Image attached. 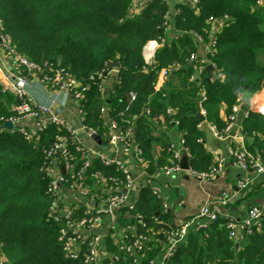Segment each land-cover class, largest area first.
<instances>
[{"label":"trees","instance_id":"obj_1","mask_svg":"<svg viewBox=\"0 0 264 264\" xmlns=\"http://www.w3.org/2000/svg\"><path fill=\"white\" fill-rule=\"evenodd\" d=\"M131 3L132 0H0V20L16 51L27 60L64 68L83 83L108 62L118 64L119 80L105 100L95 87H89L82 100V123L95 129L107 145L102 114L105 104L106 118L115 119L120 128L132 127L145 162L146 184L128 210L129 218L121 222L135 223L134 216L140 215L145 225L139 228L150 229L155 239L151 244L157 251L162 247L158 241L174 225L172 211L165 208L158 192L149 185L155 169L170 161L171 142L166 129L175 127L180 132L189 169L207 170L212 162L198 119L199 102L204 120L222 130L225 120L220 110L227 116L236 98L247 99L263 89L264 13L255 6L256 0H197L195 8L150 0L138 14L130 13ZM169 11L168 30L163 22ZM223 15L229 19L216 32L210 56L221 77H210L203 68L198 78L191 79L195 69L186 59L196 44L188 32L207 39V19ZM151 40L158 47L153 62L147 64L142 49ZM172 65L175 66L170 68ZM161 68L170 70L156 90ZM16 104L14 96L2 92L0 85V260L7 264H84L81 256L63 257L57 241L59 225L49 213L48 179L41 171L45 160L42 150L56 136L67 132L50 123L39 133L34 146L19 131L3 126L4 120L16 116ZM261 108L264 110V106ZM241 126L249 138L247 150L264 152V113L248 109ZM68 147L74 159L81 157L74 143ZM91 160L104 174L115 173L114 167L98 164V158ZM226 222L225 216L218 215L206 227L190 233L168 264H264V211L240 244L228 238ZM109 249L121 257L125 254L112 245ZM103 263L108 264L107 259Z\"/></svg>","mask_w":264,"mask_h":264},{"label":"built area","instance_id":"obj_2","mask_svg":"<svg viewBox=\"0 0 264 264\" xmlns=\"http://www.w3.org/2000/svg\"><path fill=\"white\" fill-rule=\"evenodd\" d=\"M149 1L132 0L130 13L138 14ZM164 1L169 5L177 2L191 8H195L197 3V0ZM255 6L261 8L264 13V0H256ZM170 11L164 15L163 22L164 27L168 30L170 29L168 23L171 16ZM228 19L227 15L209 16L207 39L192 31L188 32L196 44V49L190 52L186 59L187 63L193 64L195 69L190 78H194L195 74L199 75L207 65L213 67L210 77H221V73L217 71L210 56L215 49L216 32ZM152 42L156 41H148L142 49V56L147 64H151L154 59ZM0 48L8 64V70L0 65L1 91L12 94L17 100V104L13 107L16 116L4 120L11 121L13 126L11 131H19L25 140L32 142L34 146L38 143L39 133L45 130L50 123L62 126L67 132V135L56 136L52 144L42 150L45 160L41 168L48 179L46 192L50 196L49 213L53 221L59 225L57 241L61 245L64 258L75 259L81 256L84 264H104L105 259L108 264L113 262L120 264H168L176 248L186 243L190 233H195L206 227L218 215L227 218L225 226L228 230V238L231 240L236 239L237 232L245 235L250 232L253 225L259 223L264 211V204L248 207L244 216L236 220L222 210L228 202L227 192L222 191L213 203L200 205L194 215L174 223L165 231V238L158 241V245L162 246L160 250H153L151 242L155 239L150 229L142 231L139 228L145 225L140 215L134 216L135 223L121 222V219L129 218L128 210L134 204L130 196L133 178H131L128 164L122 158L125 157L134 166H138L143 175L145 169L141 149L134 141L132 127L123 129L119 127L115 119L110 117L105 119V138L107 145L112 149V153L106 155L88 144L86 139H92L91 136L97 133L95 129L82 123V100L91 86L95 87L97 94L101 93L103 89L102 76L109 62L104 69L95 76H90L83 83L64 68L56 67L49 62L38 64L27 60L14 48L1 20ZM174 66L172 65L170 68ZM170 68H161L158 78H165ZM34 74L38 75L43 85L52 88L59 94L65 93L69 96L80 120L78 128L52 113V104L59 103L58 98L50 100L47 104L36 101L28 94L27 88ZM118 80L119 78L116 79V83ZM130 95L131 98H134L133 93ZM241 102V96L236 98L231 112L225 118V126L222 130H218L214 125H209L215 137L226 139L236 136V138L243 139L242 126L237 122V117L241 112ZM260 111L264 113L263 109ZM103 112L102 108V114ZM199 113L204 114L200 102ZM245 116L246 111L243 113V117ZM235 127L237 134L232 133ZM79 134H82L83 138H78ZM69 143H74V150L81 153L80 158L74 159L75 156L68 147ZM169 150L171 152L169 164L162 168L167 175L181 171L179 161L181 156L186 154L182 140L178 144L171 142ZM229 156L241 170L250 168L257 174L264 172L263 151L251 153L243 143H240L229 148ZM92 158H98V164L102 166L114 167L115 173L104 174L94 164ZM221 170L222 161L219 159L212 163L207 170L195 172L188 168L187 172L200 179H211ZM246 183V180L239 179L236 186L243 189ZM111 245L125 253L124 256L121 257L112 252L109 249ZM0 264L7 263L0 260Z\"/></svg>","mask_w":264,"mask_h":264},{"label":"crops","instance_id":"obj_3","mask_svg":"<svg viewBox=\"0 0 264 264\" xmlns=\"http://www.w3.org/2000/svg\"><path fill=\"white\" fill-rule=\"evenodd\" d=\"M152 44L154 45L155 53L158 43L152 42ZM0 65L5 70H8V64L1 48ZM118 73L119 68L117 63L109 62L101 80L103 89L100 96L103 100L107 98L108 92L116 84ZM198 76V74H195L194 78H198ZM164 80L165 78H158L157 75L155 81L156 90L162 85ZM263 90L264 89L261 90V95L259 94L260 92H258L249 96L247 99L242 98L240 106L242 107V105H245L246 109L243 110L241 108V112L237 117L238 124L241 125L242 119L244 118L243 113L248 109L259 111L262 109L261 107L264 106ZM27 91L31 97L41 103L48 104L50 100L58 98L59 103L56 102L55 104H52V113L58 118L66 120L75 128H78L80 120L78 114L76 113L75 106L67 94H59L52 88L43 85L37 74H34L30 80ZM103 109V116L106 119L107 108L105 104H103ZM219 115L223 120H225L226 115L223 110H220ZM159 128L164 129L162 125H160ZM200 128L205 134L204 144L206 151L210 154L211 162L214 163L219 159L222 161L221 172L211 179H200L189 174L187 170L181 169L179 172L167 175L163 172L162 168H157L151 175L149 185L158 192L165 207L172 211L173 223H177L182 219L191 217L196 213L200 205L213 203L222 191H225L228 194V202L222 208L223 212L236 220L241 219L248 207L257 204H264V172L257 174L250 168L241 170L233 163L231 157L229 156L230 147H235L240 143H243L246 147V143L249 142V138H246L244 135L242 140L240 138H236V136L219 139L214 136L209 124L205 120L200 123ZM166 133L170 142L175 144H178L182 138L180 132L175 127L166 129ZM232 133L237 134L236 127L233 129ZM77 137L83 138L82 134H79ZM86 140L88 144L97 149V151L106 155H110L112 153V149L103 148L93 139ZM102 145L105 146L103 143ZM122 160L128 164L131 178H133V184L130 188V196L131 200L135 201L140 188L146 184L145 175L141 173L138 166H134L131 162L127 161L125 157H123ZM239 179L246 180L247 183L245 188L240 189L236 186L237 180ZM235 236V242L240 244L243 240V233L237 232Z\"/></svg>","mask_w":264,"mask_h":264},{"label":"water","instance_id":"obj_4","mask_svg":"<svg viewBox=\"0 0 264 264\" xmlns=\"http://www.w3.org/2000/svg\"><path fill=\"white\" fill-rule=\"evenodd\" d=\"M205 69H206V71H207L208 76H210V75H211V72L213 71V67H212L211 65H207V66L205 67ZM241 108H242L243 110L246 109L245 105H242ZM198 119H199L200 122H202V121L204 120L203 115L199 114V115H198ZM3 126H4V128L7 129V130H10V129L13 128L12 123H11V121H9V120L5 121V122L3 123ZM91 138H92L97 144L101 145L103 148H105V149H108V148H109V145H105V146L102 145V143H101V138H100L99 135L94 134V135L91 136ZM179 165H180V168L183 169V170H187V169L189 168V167H188V164H187V155H186V154H183V155L181 156L180 161H179Z\"/></svg>","mask_w":264,"mask_h":264},{"label":"rangeland","instance_id":"obj_5","mask_svg":"<svg viewBox=\"0 0 264 264\" xmlns=\"http://www.w3.org/2000/svg\"><path fill=\"white\" fill-rule=\"evenodd\" d=\"M264 89V88H263ZM260 95L262 94V92L260 91V93H259Z\"/></svg>","mask_w":264,"mask_h":264},{"label":"bare ground","instance_id":"obj_6","mask_svg":"<svg viewBox=\"0 0 264 264\" xmlns=\"http://www.w3.org/2000/svg\"><path fill=\"white\" fill-rule=\"evenodd\" d=\"M263 96H264V90H263Z\"/></svg>","mask_w":264,"mask_h":264}]
</instances>
